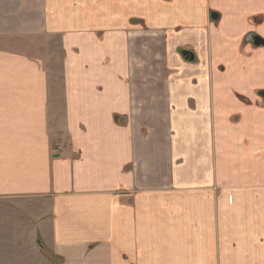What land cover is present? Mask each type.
<instances>
[{"label":"crops","instance_id":"0c3cea01","mask_svg":"<svg viewBox=\"0 0 264 264\" xmlns=\"http://www.w3.org/2000/svg\"><path fill=\"white\" fill-rule=\"evenodd\" d=\"M262 42L264 0H0V264H264Z\"/></svg>","mask_w":264,"mask_h":264},{"label":"rangeland","instance_id":"374dc122","mask_svg":"<svg viewBox=\"0 0 264 264\" xmlns=\"http://www.w3.org/2000/svg\"><path fill=\"white\" fill-rule=\"evenodd\" d=\"M218 13H219V12H218ZM213 14L216 15V16H218V14H216V13H213ZM219 14H220V13H219ZM218 18H219V17H217V20H218ZM259 19H260L259 17H256V18H253V19H252L254 25H257V24L259 23ZM217 20L215 19V22H216ZM220 24L222 25L221 28H222V33H223L224 31H226V29H227V25H228V24H227L226 21H221ZM249 33L254 34L253 32H249ZM249 33H248V34H249ZM257 36H258V35L256 34L255 37H257ZM242 42H243V38H242L241 43H242ZM257 42H258V43L260 42L259 39H258ZM223 44H228V41H226V40L224 41V40H223ZM253 44H254V43H252V45H253ZM245 46L248 47L249 45H245ZM245 46L243 47L244 49L246 48ZM252 47H253V46H252ZM244 49H240V54L243 55V54L245 53V52L243 51ZM246 53H248V52H246ZM245 55H246V54H245ZM254 56L256 57V55H254ZM245 57H246V56H245ZM258 60L261 62V63H260L261 69L259 70V73H258V74H260L261 78H264V55L261 54V56L258 58ZM250 61H255V60H250ZM251 67L253 68V66H251ZM256 73H257L256 70H255V69H252L250 74H251L252 77H254V76H256ZM261 90L264 91V89H261Z\"/></svg>","mask_w":264,"mask_h":264},{"label":"trees","instance_id":"16d2710c","mask_svg":"<svg viewBox=\"0 0 264 264\" xmlns=\"http://www.w3.org/2000/svg\"><path fill=\"white\" fill-rule=\"evenodd\" d=\"M261 94H264V92H261ZM119 117H115L114 120L118 121ZM40 245V243H39ZM41 248V252L44 256H46L50 261H53L55 263H61L62 262V258L57 257L56 255L50 253L46 248L41 247V245L39 246ZM91 249V246L89 247Z\"/></svg>","mask_w":264,"mask_h":264},{"label":"water","instance_id":"95a60500","mask_svg":"<svg viewBox=\"0 0 264 264\" xmlns=\"http://www.w3.org/2000/svg\"><path fill=\"white\" fill-rule=\"evenodd\" d=\"M257 41H258V37L251 36L250 42L254 43L253 45H255V46H259V45H261V44H259ZM262 44H264V42H262ZM183 56H185L186 59H190V60H192L191 55L188 54V53H183Z\"/></svg>","mask_w":264,"mask_h":264}]
</instances>
